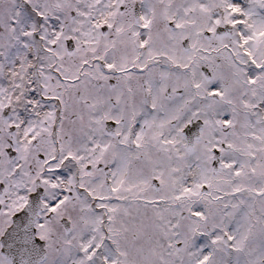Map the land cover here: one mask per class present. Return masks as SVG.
Listing matches in <instances>:
<instances>
[{
  "label": "snow or ice",
  "instance_id": "obj_1",
  "mask_svg": "<svg viewBox=\"0 0 264 264\" xmlns=\"http://www.w3.org/2000/svg\"><path fill=\"white\" fill-rule=\"evenodd\" d=\"M0 264H264V0H0Z\"/></svg>",
  "mask_w": 264,
  "mask_h": 264
}]
</instances>
